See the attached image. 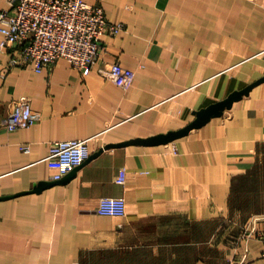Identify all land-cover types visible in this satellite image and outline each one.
<instances>
[{"label":"crops","instance_id":"obj_1","mask_svg":"<svg viewBox=\"0 0 264 264\" xmlns=\"http://www.w3.org/2000/svg\"><path fill=\"white\" fill-rule=\"evenodd\" d=\"M86 1L125 24L90 75L65 59L9 66L0 50V264H264V83L172 143L104 150L178 131L262 78L264 0ZM114 62L135 71L129 90L99 75ZM21 98L41 119L10 132ZM93 137L95 157L34 192L58 171L50 143ZM105 197L125 214L99 213Z\"/></svg>","mask_w":264,"mask_h":264},{"label":"built area","instance_id":"obj_2","mask_svg":"<svg viewBox=\"0 0 264 264\" xmlns=\"http://www.w3.org/2000/svg\"><path fill=\"white\" fill-rule=\"evenodd\" d=\"M7 6L0 9L1 52L12 54L9 66L30 65L37 73L51 68L65 59L82 75L88 76L100 56L103 36L116 37L125 31V24L108 19L102 5L86 0H0ZM99 75L124 90H129L135 80V71L119 62L98 68ZM41 119L40 113L28 98L16 99L5 119L10 132L33 126ZM94 137L79 140L53 141L49 144V159L57 162L54 181L63 179L74 169L88 161L92 154ZM25 152L30 146H22ZM125 184L126 171L116 179ZM99 213L124 215L125 201L102 198ZM263 243L264 231L258 235Z\"/></svg>","mask_w":264,"mask_h":264},{"label":"water","instance_id":"obj_3","mask_svg":"<svg viewBox=\"0 0 264 264\" xmlns=\"http://www.w3.org/2000/svg\"><path fill=\"white\" fill-rule=\"evenodd\" d=\"M262 83H264V76L259 80L255 81L254 83H252L251 85L247 86L246 88L231 93L225 100L214 103L204 109L196 111L195 112L196 118L187 126H185L184 128L178 131H170L168 133H162L146 139H134L118 145H108L107 147H104V150L117 146L118 147L128 146V145L158 146V145L172 143L180 138L187 136L192 130L205 126L213 118L221 117L224 114L225 110L231 109L235 102L243 99L244 96L249 95V93L254 87ZM96 155L93 156L95 157ZM76 170L77 168L74 169L70 174L66 175V177H64L62 180L40 183L34 188V192H40L42 189H45L46 187H50L68 181L73 177V174L75 173Z\"/></svg>","mask_w":264,"mask_h":264},{"label":"rangeland","instance_id":"obj_4","mask_svg":"<svg viewBox=\"0 0 264 264\" xmlns=\"http://www.w3.org/2000/svg\"><path fill=\"white\" fill-rule=\"evenodd\" d=\"M256 199V198H255ZM253 208H260L261 207V204L260 205H257V199H256V202H255V204L252 206Z\"/></svg>","mask_w":264,"mask_h":264}]
</instances>
